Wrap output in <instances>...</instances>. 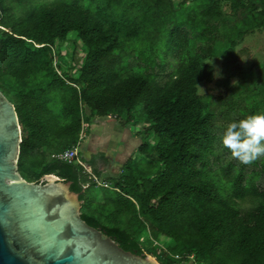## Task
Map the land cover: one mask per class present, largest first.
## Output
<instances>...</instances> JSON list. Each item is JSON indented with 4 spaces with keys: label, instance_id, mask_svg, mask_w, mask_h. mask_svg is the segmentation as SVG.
<instances>
[{
    "label": "trees",
    "instance_id": "trees-1",
    "mask_svg": "<svg viewBox=\"0 0 264 264\" xmlns=\"http://www.w3.org/2000/svg\"><path fill=\"white\" fill-rule=\"evenodd\" d=\"M80 1L42 3L18 18L0 19V90L15 105L22 127L21 175L35 182L46 174L72 181L71 189L84 201L83 219L124 249L161 264H264V186L256 182L264 175V161L251 174L236 161L218 165L217 113L236 110L235 103L198 91L201 82L215 81L230 92L232 77L244 73L235 47L264 27V0H192V5L184 0L179 8L172 0ZM4 9L0 2V12ZM72 36L86 51L76 77L59 74L55 65L63 57L61 48L55 51L57 42ZM219 43L227 55L224 75L215 80L206 59ZM129 45L144 61V74L118 61L116 52ZM169 55L181 62L160 83L148 70H167ZM254 68L238 82L260 94L251 95L257 100L250 102L249 114L264 113V61ZM54 89L68 116L65 123L52 111ZM108 117L123 127L145 124L138 131V151L146 165L138 157L127 161L118 177L106 179L115 197L97 203L87 189L100 183L82 166L54 155L77 143L83 123L88 127ZM36 150L46 155H33ZM94 173L99 178L96 168ZM247 197L256 205L244 209ZM141 235L150 243L139 240Z\"/></svg>",
    "mask_w": 264,
    "mask_h": 264
},
{
    "label": "water",
    "instance_id": "water-1",
    "mask_svg": "<svg viewBox=\"0 0 264 264\" xmlns=\"http://www.w3.org/2000/svg\"><path fill=\"white\" fill-rule=\"evenodd\" d=\"M22 141L16 107L0 90V264H161L83 219L72 181L54 174L25 179Z\"/></svg>",
    "mask_w": 264,
    "mask_h": 264
},
{
    "label": "rangeland",
    "instance_id": "rangeland-1",
    "mask_svg": "<svg viewBox=\"0 0 264 264\" xmlns=\"http://www.w3.org/2000/svg\"><path fill=\"white\" fill-rule=\"evenodd\" d=\"M65 0H0L5 6V9L0 12V19L1 20H10L18 18L22 15H24L27 10L35 5L42 4V3H55V2H61ZM173 4L176 8L180 7V4L184 0H172ZM188 5H192V0H186ZM82 4H86L84 1H80ZM223 10L226 16H224V19L227 23L233 22V16L230 6L226 3L223 6ZM182 11V10H181ZM180 16V14H179ZM1 20H0V28L1 26ZM184 29L187 31L189 30L188 27H184ZM63 44V46H61ZM61 48V54H63L62 60H58L55 63L57 72L59 74L64 75L65 73L73 75L74 77L79 75L78 69L82 65V60L86 54L85 49H83L82 43L74 36L70 37L68 42H57V45L55 47L56 53L60 52ZM225 46L222 43H219L216 47V50L211 56H208L206 61L207 63L214 66L215 69V80L221 78L224 75V62L226 59V52L224 51ZM235 52L237 54L236 57V64L242 68L244 71L243 74L236 73L232 79H231V85L232 87L229 89L230 92H225L223 87L218 86L215 81L213 82H201L198 86V91L201 95H208L212 96L213 99H215L218 102H226L227 99H233L235 103V109L234 111L230 110L227 111L225 109H222L218 111L217 117H216V132H217V141H216V156H218V165L224 166L229 164L230 162L236 161L240 167V169H243L244 172H247V174H251L252 170H259L261 162L264 161V158L258 159L254 163L250 165H245L240 163L237 159L232 157L231 152L226 149L222 143H221V136L223 134V130L225 126L230 123L233 120H238L246 117L250 112V102H253V100H257V98H253L251 96L252 94L257 97L260 96V94L255 93L254 90H248L243 89L241 86L238 85V82H241L243 78L247 77L246 73L249 72V69H254L255 66L259 65L264 61V27L258 28L252 32H249L244 40L235 47ZM116 54H119L118 61L123 63H126V70L131 72L139 71L141 73H145L146 69L141 68L140 66H144V61L139 57L138 51L135 48V46H128L126 49L122 51L116 52ZM181 62L180 57H172L167 56L165 59V66L167 70H162L159 67H155L153 70H148L149 72L154 71L157 76L160 83L163 82V80L167 77V75L172 71L179 63ZM251 88V87H249ZM54 96H56L54 103L52 104V111L55 114V117L57 118V121L60 123H65L68 121V116L64 114L63 107L64 104L60 99L61 95H57L59 91L57 89H54V91L51 92ZM248 95V96H247ZM250 97V98H248ZM253 98V99H252ZM247 111V112H246ZM259 113V112H258ZM243 114V115H242ZM110 118V117H108ZM103 120L105 118H99V122L101 121L103 123ZM98 121L94 120V123ZM98 125V124H97ZM145 125L144 123L140 124H134L129 125L131 130L134 132V134H137L138 130L142 128V126ZM85 129V137L87 136V129L88 127H84ZM124 136H122V139ZM84 139L81 141L83 144ZM80 140V137L78 141ZM154 138L150 139V142H153ZM77 141V142H78ZM33 155H38L42 157L43 155H46L42 150L41 153L36 150L33 152ZM32 155V157H33ZM82 159L86 161L87 164L89 162L87 161V157L84 153H81ZM145 156V155H144ZM140 153L137 156L140 161H142L141 158H143ZM136 157V158H137ZM143 165L146 162V159L142 161ZM156 166V164H155ZM156 167H154L152 170L155 171ZM31 172H34L31 170ZM35 176V175H34ZM103 181V180H102ZM101 181V182H102ZM35 182V181H33ZM108 182V180H107ZM256 182L259 183L260 186H264V175H261ZM111 183H108L106 186L109 188H106L104 184L102 185L98 184L97 186H93L89 189H87V193L91 197H95L96 202L103 201L104 197H115L116 193L114 192V188H110L112 186L109 185ZM244 209L252 208L254 205H256L255 199L253 197H247L241 202ZM110 206L106 207V213H111ZM122 221H129L130 223L133 222L128 218V216H123L121 218ZM104 223H109L108 220H103ZM111 223V222H110ZM114 223V222H113ZM148 231V230H147ZM139 240H141L144 244L150 243L151 238L147 237L146 235H141L139 237ZM148 242V243H147ZM159 244L162 241H158ZM149 246V245H148ZM149 246L148 248H150Z\"/></svg>",
    "mask_w": 264,
    "mask_h": 264
},
{
    "label": "crops",
    "instance_id": "crops-1",
    "mask_svg": "<svg viewBox=\"0 0 264 264\" xmlns=\"http://www.w3.org/2000/svg\"><path fill=\"white\" fill-rule=\"evenodd\" d=\"M136 133L129 125L123 127L114 117L105 118L103 123L98 119L88 126L82 153L87 157L92 172L94 173L95 168L100 172L99 178L100 181L103 180V184H107V178L118 177L127 161L138 156L142 141L138 132Z\"/></svg>",
    "mask_w": 264,
    "mask_h": 264
},
{
    "label": "clouds",
    "instance_id": "clouds-1",
    "mask_svg": "<svg viewBox=\"0 0 264 264\" xmlns=\"http://www.w3.org/2000/svg\"><path fill=\"white\" fill-rule=\"evenodd\" d=\"M221 143L242 164L250 165L264 158V113L249 114L228 123Z\"/></svg>",
    "mask_w": 264,
    "mask_h": 264
},
{
    "label": "built area",
    "instance_id": "built-area-1",
    "mask_svg": "<svg viewBox=\"0 0 264 264\" xmlns=\"http://www.w3.org/2000/svg\"><path fill=\"white\" fill-rule=\"evenodd\" d=\"M84 136H85V133L83 132L81 134L80 140L75 146H73L70 149H67L66 151L60 154H57L56 157L61 160L67 161L69 163H75L77 165L82 166L86 173H89L93 179L97 180L100 184H102L100 179L92 172L90 166L80 156L79 151H80L81 141L84 138ZM104 185H107V184H104Z\"/></svg>",
    "mask_w": 264,
    "mask_h": 264
},
{
    "label": "bare ground",
    "instance_id": "bare-ground-1",
    "mask_svg": "<svg viewBox=\"0 0 264 264\" xmlns=\"http://www.w3.org/2000/svg\"><path fill=\"white\" fill-rule=\"evenodd\" d=\"M84 127H85V125H84V123H83L81 134H82L83 132H85ZM81 134H80V137H81ZM84 137H85V136H84ZM83 139H84V138H83ZM83 139H82V140H83ZM77 143H78V142H77ZM77 143H76V144H77ZM76 144H75V145H76ZM75 145H74V146H75ZM71 148H72V147H71ZM81 148H82V143H81L80 151H79V152H80V156H81V153H82V149H81ZM59 154H60V153H59ZM56 155H57V154H55L54 156L56 157ZM81 158H82V156H81ZM63 161H64V160H63ZM66 162H67V161H66ZM85 162H86V161H85ZM88 165H89V164H88Z\"/></svg>",
    "mask_w": 264,
    "mask_h": 264
}]
</instances>
